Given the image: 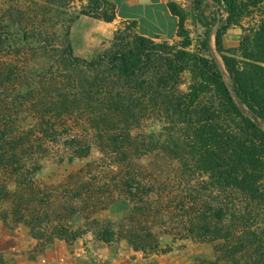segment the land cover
<instances>
[{"label":"trees","instance_id":"16d2710c","mask_svg":"<svg viewBox=\"0 0 264 264\" xmlns=\"http://www.w3.org/2000/svg\"><path fill=\"white\" fill-rule=\"evenodd\" d=\"M74 1L0 0V219L72 244L128 201L105 241L159 252L162 231L211 247L193 264H264V0H169L175 47L117 30L93 58ZM226 25L248 31L238 46Z\"/></svg>","mask_w":264,"mask_h":264},{"label":"rangeland","instance_id":"374dc122","mask_svg":"<svg viewBox=\"0 0 264 264\" xmlns=\"http://www.w3.org/2000/svg\"><path fill=\"white\" fill-rule=\"evenodd\" d=\"M189 3L190 0H184ZM87 3V0H76L70 7V12L79 17L83 16L77 23L79 29L76 33V38L73 39L76 54L81 57L93 58L108 49L114 40L117 30H123L128 35H137L138 32L133 23L120 22L119 27L108 31V29L100 28L96 23H92L93 19L86 17L88 15L80 14V10L83 5ZM126 9L132 10L135 13H140L141 24L150 31L155 32L160 30L161 27L165 28L167 20L165 15L161 14L160 9L155 12L152 7L145 9V15L143 16V10L141 8H133L129 5L125 6ZM78 17V18H79ZM94 18V17H93ZM257 17L256 19H258ZM166 21V23H165ZM74 24V23H73ZM72 24V29H73ZM250 26L251 22H246ZM220 27V25H219ZM218 27V28H219ZM218 30V29H217ZM216 31V30H215ZM85 32L92 33L93 38L91 42H86L83 38ZM105 32V35L99 37L98 35ZM248 35V31L238 25H226L223 40L226 47L238 46L242 39ZM180 37L174 40L156 39V42L167 43L172 49L178 43ZM87 40V39H86ZM215 46V41L213 40ZM199 43L195 41L192 45V50H197ZM216 48V46L214 47ZM52 168H46L44 176L49 175ZM131 207L130 202L120 201L110 208L106 209L100 214L99 223H95L91 226L83 225L80 236L76 239H80V242L89 247L90 250L97 249V253L101 255L102 259H105L107 255H110L109 259L112 261L117 260V264L123 263L125 260H143L144 264H193L198 261L200 256L211 257V247L203 243H192L191 241H185L183 239H176L173 236L158 232L160 236L161 250L159 252L138 250L135 246L126 238H119L117 236L111 237V241L107 242L101 237L100 229L109 226L111 223L109 220H118L128 213ZM46 230L43 229H31L28 225H7L2 219H0V264H53L52 254L49 253L50 247H56L55 257L58 260V264H64L62 259L69 258L70 253L74 250V243H68L62 239H56L53 242H47ZM105 242L108 247L104 250L102 247L96 248L98 242ZM85 245V246H86ZM131 250V251H130ZM94 251V250H93ZM139 258V259H138ZM91 260V259H90ZM148 260V263L147 261ZM128 264V263H127ZM133 264H140L133 263Z\"/></svg>","mask_w":264,"mask_h":264},{"label":"crops","instance_id":"0c3cea01","mask_svg":"<svg viewBox=\"0 0 264 264\" xmlns=\"http://www.w3.org/2000/svg\"><path fill=\"white\" fill-rule=\"evenodd\" d=\"M117 5V18L113 22H107L101 19L90 17L92 23H96L100 26V28L108 29V31H111L112 29H116L119 27L120 22H130L133 23L136 27V30L138 34H142L147 37H152L154 39H167V40H174L179 37L178 30L180 25V19L177 15H175L169 6V0H114ZM129 5L133 8H141L143 10L142 15H145V9L152 7L155 12H157L158 9H160L161 14L165 15V18L167 20V24H165V28L161 27L160 30L154 31L149 30L148 28H145L141 24V18L140 13H135L134 10L131 12L129 9H126L125 6ZM83 16L79 17L73 24L72 29V40L76 38V33H78L79 27L78 21ZM89 17V16H86ZM166 23V21H165ZM105 35V32L100 33L98 36L102 37ZM83 38L86 42H91L93 38L92 33L85 32L83 34ZM87 39V40H86ZM84 243V241L81 243L80 239L76 240L74 243V250L70 253L69 258L62 259L64 261V264H117V260L112 261L109 259L110 255H107L105 259H102L101 255L97 253V249L90 250L89 247ZM98 247H102L104 250L107 249L108 245L105 242L99 241L97 244ZM56 247H50L48 249V255L49 253L52 254V263L58 264V260L55 257V250ZM131 251V250H130ZM91 259V260H90ZM139 259V258H138ZM125 261L123 263L125 264H133L138 263L144 264L145 262L143 260H136L135 262L132 260L124 259ZM148 263V260H146ZM167 264V263H164Z\"/></svg>","mask_w":264,"mask_h":264},{"label":"water","instance_id":"95a60500","mask_svg":"<svg viewBox=\"0 0 264 264\" xmlns=\"http://www.w3.org/2000/svg\"><path fill=\"white\" fill-rule=\"evenodd\" d=\"M219 25H220V21L217 22V24H216L215 27H214V30H217L218 27H219Z\"/></svg>","mask_w":264,"mask_h":264}]
</instances>
